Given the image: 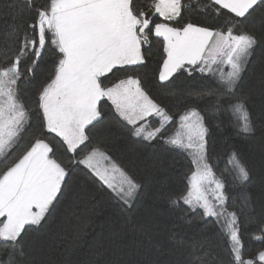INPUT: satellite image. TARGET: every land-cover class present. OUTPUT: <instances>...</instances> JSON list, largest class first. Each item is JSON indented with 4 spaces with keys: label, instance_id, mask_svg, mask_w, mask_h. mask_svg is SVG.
<instances>
[{
    "label": "snow or ice",
    "instance_id": "obj_1",
    "mask_svg": "<svg viewBox=\"0 0 264 264\" xmlns=\"http://www.w3.org/2000/svg\"><path fill=\"white\" fill-rule=\"evenodd\" d=\"M6 6L30 19L0 54V264H54L37 257L66 239L53 236L52 225L77 174L109 192L122 211L135 206L143 185L112 155L107 129L113 125L137 142L162 141L190 158L185 188L168 204L181 213L177 220L190 224L185 217L195 213L193 219L217 226L227 256L222 264H264V198L259 217L246 216L257 204L253 170L235 145L212 152L199 106L212 98L220 123L227 117L238 134L254 132L243 74L264 43V0H205L203 6L198 0H7ZM193 11L223 24L194 23ZM154 44L161 49L162 86L197 73L213 83L193 101L169 106L156 99L141 75ZM49 52L53 62L33 99L21 85L37 78ZM252 223V239L260 244L255 253L244 239ZM141 231L156 254L147 264H175L164 257L179 243L178 233L164 239L146 225ZM203 250V243L193 246L185 264H208Z\"/></svg>",
    "mask_w": 264,
    "mask_h": 264
},
{
    "label": "trees",
    "instance_id": "obj_2",
    "mask_svg": "<svg viewBox=\"0 0 264 264\" xmlns=\"http://www.w3.org/2000/svg\"><path fill=\"white\" fill-rule=\"evenodd\" d=\"M44 2L36 0L38 5ZM204 2L198 0L201 6ZM6 4L7 0H0V54L10 49L14 43L13 34L27 27V20L30 19L10 10ZM189 17L194 23L210 27L223 24L221 18L213 19L203 12L193 11ZM152 48V55L141 75L143 86L156 99L169 106L184 100L193 101L196 93L213 83L210 77L201 78L197 73L195 78L185 74L178 80L173 78L174 83L162 86L158 82L160 45L154 44ZM53 59L49 52L42 60L37 78L21 85L31 98L34 99L37 88L46 79ZM243 91L250 96L249 111L255 127L253 133L238 134L228 123L227 117H223L220 123L221 118L212 114V98H202L199 106L204 109L203 114L210 128L212 152L221 154L226 145H235L242 159L253 170L254 182L250 191L257 204L248 210L246 216L258 218L261 213L258 202L264 198V43L253 50L243 74ZM189 93L193 95L189 96ZM104 111L111 121L113 113L110 108L106 106ZM217 123H220L219 128L216 127ZM107 133L114 141L111 145L114 158L122 161L143 185L135 206L122 211L109 192L99 189L83 174H77L73 180V194L57 207L52 225V235L57 239L59 236L66 239L58 245L53 241L37 258L51 260L54 264H147L156 254L147 246L141 231V226L146 225L157 238L166 239L169 231L178 233L176 239L179 243L169 256L164 257L170 262L185 264L193 246L201 243L204 244L208 264L226 262L222 237L215 224L193 219L195 213L185 217L192 220L190 224L177 220L181 213L169 207V197L185 188V176L193 167L190 158L179 151L169 150L162 141H153L151 146L147 142H137L124 128L115 125L108 128ZM225 163L221 159L219 167H225ZM128 217H131V221L125 226ZM241 218L244 220L245 216ZM255 228V223L247 224L244 235L250 253H255L260 247L252 239L257 234Z\"/></svg>",
    "mask_w": 264,
    "mask_h": 264
},
{
    "label": "rangeland",
    "instance_id": "obj_3",
    "mask_svg": "<svg viewBox=\"0 0 264 264\" xmlns=\"http://www.w3.org/2000/svg\"><path fill=\"white\" fill-rule=\"evenodd\" d=\"M226 71H227V69H226Z\"/></svg>",
    "mask_w": 264,
    "mask_h": 264
}]
</instances>
